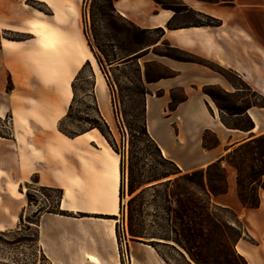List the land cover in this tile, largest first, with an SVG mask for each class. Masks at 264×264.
<instances>
[{
    "label": "crops",
    "instance_id": "obj_1",
    "mask_svg": "<svg viewBox=\"0 0 264 264\" xmlns=\"http://www.w3.org/2000/svg\"><path fill=\"white\" fill-rule=\"evenodd\" d=\"M11 1L15 6L19 1H35L46 6L49 13L45 15L34 8L27 12L8 11L4 4L9 3V0H0V14L7 18L6 21L0 19V31L28 34L26 26L31 30L36 25L30 19H39L58 29L53 18L54 10H59L61 17L71 7L70 2L64 0ZM180 1L193 11L218 20L220 24L214 27L187 25L167 29V22L178 15L163 9L153 0H113V6L117 16L136 28L146 31L163 29L161 42L211 65L181 62L160 55L159 59L150 61L159 63L171 72V77L146 83L142 72L145 92L143 118L147 133L162 156L185 173L205 169L237 146L264 134V108L251 105L244 108V114L228 115L215 108L203 91L204 88L217 87L233 95L240 92V86L243 85L264 98V0H233L231 5L199 0ZM78 2H75L77 13ZM28 35L30 38L21 41L0 40V115L7 111L13 113L11 121L15 131L11 138L0 137V231L15 226L22 209L7 192V187L21 190V186L30 182L34 175L37 177V185L62 190L59 209L64 204V194L68 190L73 205H78L85 196L99 201L100 206L89 212L61 210L88 216H115L117 211L119 213V159L102 152L97 142H88L95 146L87 148L81 139L89 132L68 138L58 131L60 117L68 109L71 98L65 101L61 79L56 76V66L35 45L34 37ZM55 54L59 55L58 50ZM88 63L94 75L95 103L104 119L102 112L107 114V103L104 100L107 85L105 81L99 80L91 60ZM81 67L73 69V77ZM96 67L102 76L97 64ZM215 67L232 75L240 86L230 81L225 74L219 73ZM8 80L11 83L10 89H7ZM176 92L179 96L174 95ZM173 99L176 105L174 110L169 111L168 105ZM31 105L43 108L44 111L26 113L20 117L14 114L15 110L21 108L32 110ZM245 116L253 122V128L249 131L229 128L221 121L224 117L238 119ZM209 135L212 137L211 144L208 143ZM90 166H98V169L95 172H84ZM104 166H116L117 170V180L109 183L111 188H116L114 214L104 213V209H112L110 203L104 202L106 184L109 182L100 180ZM226 169L227 192L212 197L211 201L215 206L233 211L247 233L235 244L236 254L247 264H264L263 193L259 192L258 208H244L236 195L235 174H231L229 168ZM18 194L21 197L24 195L23 192ZM86 219L95 220V227L100 219L107 220ZM87 233L94 237L95 242L86 241ZM98 233L100 236V231ZM38 237L41 251L51 264H77L82 260L87 261L88 255L94 259L88 260V264L95 260L97 264H109L105 253L108 254L111 248L103 249L104 253L91 229L82 223L70 222L64 216L43 213L38 220ZM128 256L131 264H165L154 248L138 242H128Z\"/></svg>",
    "mask_w": 264,
    "mask_h": 264
},
{
    "label": "rangeland",
    "instance_id": "obj_2",
    "mask_svg": "<svg viewBox=\"0 0 264 264\" xmlns=\"http://www.w3.org/2000/svg\"><path fill=\"white\" fill-rule=\"evenodd\" d=\"M64 1L70 2L71 7L61 17L59 10H54L55 14L53 18L58 25V29L49 26L39 19H30L36 24L34 25L35 29L34 31L31 29V31L26 26V32L34 37L35 45L45 52L53 65L56 66V76H59L61 79L65 101L71 98L69 101L70 110H68V107L65 114L59 120L61 122V130L74 137L89 132L88 135H84L81 139L87 148L92 149L91 146H95L94 143L89 144L88 142H97V146L102 152L108 153L117 160L119 159V162L121 159L123 160V173L119 177L120 180H123L122 211L119 213L117 211L116 215L112 217L115 218V236L108 254L104 252L100 244V236L98 235V232L103 229L101 219L98 221L96 227L95 220L86 219V217L101 218V216L71 213L74 211L78 212V210L94 211V208H99V201L84 196L78 205H73V202H71L72 195L67 190L66 194H64L66 197L63 198L64 204L60 208L64 210L70 209L71 212L59 210L63 211V215L61 216L66 217L70 222H74L75 224L82 223L95 233L96 241L105 253L109 264H131L128 256V242L131 241H128L129 236L127 233V201L129 196L126 194L129 151L132 155V161L138 164L143 174H147L151 168L156 166V158L152 146L138 134L143 123L144 97V85L143 81L141 83L140 78H142V72L145 71V64L152 78L167 74L164 67L150 60H157L160 55L170 54V52L166 49L163 42L159 40L158 33L155 31L144 32L126 20L119 18L106 7V0H79L78 13L75 5V2L78 0ZM158 1L165 5L176 3L175 0ZM12 5L15 6V3L9 0V3L4 4V7L8 11L27 12L30 8H34L45 15L49 13V9L46 6L35 1H19L16 3L15 8ZM0 19L7 20L3 14H0ZM43 19L45 18L43 17ZM174 22L175 24H190L204 21L200 16L186 13L176 16ZM28 34L2 30L0 31V40L28 39L30 38ZM156 41V45L146 51L145 47ZM141 49H143V52ZM57 50L59 55L55 54ZM138 50L142 52L139 54L141 57L138 60L136 59L117 67L115 64L113 67L107 65L106 61L113 57L121 58ZM145 53H148V55L144 56ZM93 54L100 58L106 74L101 72L102 76L100 75ZM90 60L99 80L105 81L107 85L104 93V100L107 103V114L102 112V115L108 124L109 135L104 130L103 134L96 129L92 132H90L91 130L89 131L91 124H99L92 95L90 94L92 83L89 78L90 70L84 64ZM79 67H81V72L78 80L73 84L74 90L71 97L70 84L73 83L75 78L72 76V72L73 69ZM224 74L230 81L240 86L232 75ZM109 84L111 85L110 88ZM10 87L11 83L8 80L7 89H10ZM240 89V92L233 95L227 94L217 87L204 88L203 91L208 94L210 93L216 98V102L220 106L228 108L231 111L244 108L246 104L262 103L251 90H248L243 85L240 86ZM208 94H205L207 99L217 108ZM174 95L179 96V93L176 92ZM32 107V110L17 109L14 114L20 117L26 113L32 114V112L44 111L43 108H37L35 105ZM67 112L69 116L65 117ZM9 116L13 117V113L10 111L0 115V135L5 138H11L15 132L11 119H8ZM224 119L227 123L234 125L245 123L243 118L224 117ZM208 143H212L210 135ZM69 144L72 145L73 142L70 141ZM97 169L98 166H90L89 168H85L84 172H95ZM229 169L231 174H235L233 169ZM186 173L188 172L183 174ZM36 179L35 175L31 177V180ZM217 184L219 187H222L220 181ZM261 186L264 188V183ZM185 187L187 190L185 197L191 199L197 195L193 187L190 185H186ZM7 190L12 198L16 200L17 204L22 206L19 213V217L22 216V221L20 222L18 218L15 226L11 229L0 231V264H51L42 255L39 237H37L36 224L39 218L36 211L51 210L52 208H54V211H58L56 204L57 193L42 189L41 186L32 184L31 182L21 186V190H14L12 187H7ZM258 191L263 192L262 189ZM18 192H23V197ZM256 192L257 189L255 187H248L244 194L254 197ZM26 194H28L30 199L29 205L27 204ZM166 208L170 210L168 216L164 212ZM133 209L136 214L135 216L139 215V218H136V220L142 223L147 233L172 236L165 224V219L169 217L173 219L175 225L178 224V221L175 220V212L179 211V207L177 206L175 197L171 196L168 202H166L162 194L154 196L153 193L149 192L134 204ZM212 212L217 225L210 219L209 224L202 219L199 227L198 225H194L195 228H199L202 236V238L198 239L199 245L195 249V253H198L202 264H244L242 260L233 254L230 247V242L238 234L242 233V223L240 224L241 228L237 229L240 226L237 227L235 216L221 207H213ZM90 214L103 215L101 213ZM44 226L48 227L49 225L45 224ZM86 241L93 243L95 239L87 233ZM154 242V249L165 264H197L171 240L154 239ZM91 263L97 264L96 260ZM77 264H88V260H82L81 263Z\"/></svg>",
    "mask_w": 264,
    "mask_h": 264
},
{
    "label": "trees",
    "instance_id": "obj_3",
    "mask_svg": "<svg viewBox=\"0 0 264 264\" xmlns=\"http://www.w3.org/2000/svg\"><path fill=\"white\" fill-rule=\"evenodd\" d=\"M155 3L159 4L163 9L171 10L174 12V15L179 14H186V13H192L194 15L200 16L204 22H197V23H190V24H175V18L168 21L166 24L167 29H174L175 27H186L187 25L192 26H218L220 22L218 20H215L213 18H210L209 16L197 13L187 6H185L180 0H175L176 3L174 4H168L165 5L158 0H153ZM206 3H217L220 5H231L233 0H199ZM106 7L113 12L116 16V12L113 6V0H106ZM119 17V16H118ZM120 18V17H119ZM122 19V18H121ZM131 24V23H130ZM144 32H149L146 30H142ZM159 35V40L163 36L164 30L163 29H155L153 30ZM11 41H21L23 39H9ZM157 43L153 42L149 44L147 47L153 46ZM166 49L170 52V54H164L161 56L168 57L170 59L181 61V62H189V63H197L205 66L211 67L208 63L202 61L201 59L186 53L184 51L171 48L167 43L163 42ZM143 50V49H141ZM141 50H138L136 52H133L127 56H123L121 58L113 57L110 60H107V65L109 67L118 65L126 64L130 61L139 59L141 56H139ZM93 57L96 61L97 66L99 67L100 71L103 74H106L104 71V68L102 66V63L100 61V58L93 54ZM90 72H89V78L91 79V90L90 94L92 95V100L95 106V113L97 115V120L99 122L95 124H91V127L89 130L96 129L101 134H103V130L109 135L110 131L108 128L107 123L104 121V119L101 117L97 105L95 103V98L93 95V72L91 70V67L89 63L87 62L85 64ZM147 65L145 64V71H144V81L146 83H150L155 81V79L158 78H166L171 77L172 73L169 72L167 69V74L163 76H159L156 78H152L147 69ZM215 69L219 73H225L221 68L215 67ZM81 70L77 73V75L74 78V81L71 85L72 91L74 90V82L78 80V76L80 75ZM140 81L142 83V78H140ZM111 85L109 84V88ZM210 89V88H209ZM143 89V94H144ZM205 94H208L204 92ZM213 102L216 104V107L218 110L223 111L227 113L228 115L231 114H244V108L250 107L251 105L258 106L261 108H264V98L257 96L261 104H246L244 108L235 109V110H229L228 108H224L220 106L216 102V98H214L210 93L208 94ZM175 100L171 101L168 105V110L172 111L175 108ZM71 106H69L70 110ZM68 112L66 113L65 117H68ZM8 119H11L9 116ZM245 120L244 124L241 125H234L227 123L223 118H221L222 123L229 127L234 129H240L243 131H249L253 128V122L250 120L249 117L245 116L243 118ZM61 122L58 123V131L65 135L68 138H73L74 136H71L70 134L65 133L60 128ZM138 134L140 137H142L147 143H149L152 146V149L154 151L155 155V163L156 166L151 168L150 171L147 172V174H143L141 168L138 166L137 163L132 161V155L129 151V157L127 161V182H126V194L129 196V199L127 201V233L129 236L128 241L131 242H138L142 244H146L154 248V239H159L163 241H169L171 240L174 242L177 246H179L182 250L186 252V254L189 256V258L194 261L197 264H202L201 259L198 256V253H195V249H197L199 243L198 239L202 238L201 232L199 228H195L194 225H198V227L201 225L200 221L203 219L206 223L209 224V219L217 225L216 219L213 217L212 209L213 207H216L212 201L211 197L218 196L221 194H224L227 192V168H231L235 171V180H236V195L241 203V205L246 209H256L259 207L260 204V197H259V189L263 190V197H264V188L261 186L262 183H264V134L254 138L246 143H243L230 152H228L225 156H223L220 160L208 165L205 169L201 170H195L188 172L186 174H183L182 171L170 160L164 158L161 154L160 149L158 146L153 142V140L149 137L145 121L143 118L142 126L139 129ZM0 137L5 138L4 136L0 135ZM114 152V151H113ZM225 164V166L223 165ZM119 177L122 176L123 173V160H120L119 163ZM120 180V178H119ZM222 184V187H219L217 183ZM32 184H37V180H30ZM27 185V184H26ZM186 185H190L196 190V196L189 199L186 196ZM250 187H255L257 189L256 194L253 196L246 195L244 192L246 189ZM42 189H45L47 191L55 192L57 193V209L58 211H54L52 208L47 210H37L36 214L38 218L43 213H50V214H57V215H63V211L59 210V205L63 196V192L60 189L55 188H46L41 187ZM174 189V191H173ZM122 192H123V180H120L119 183V190H118V200H119V212L122 211ZM153 193V195H160L162 194L164 197V200L168 202V199L173 196L176 199L177 206L179 207V211L175 212V220L178 221V224L175 225L173 219H170L169 217L165 219V224L169 229L170 234L172 236H165V235H157L152 233H147V230L144 228L142 223L140 221H137L136 218H139V215L135 216V211L133 209L134 204L141 200L142 197L146 193ZM202 196V197H201ZM27 204L29 205L30 199L28 194H26ZM230 213H232L235 216V223L238 226H240L241 222L239 221L237 215L233 213L231 210L223 208ZM169 208H166L164 212L168 216ZM189 212V214H188ZM114 216H101L103 219H112L115 220V218H112ZM39 220V219H38ZM19 221H22V216L19 217ZM137 223V224H136ZM192 224V226H191ZM37 227V237H38V222L36 224ZM238 227L237 229H240ZM242 233L238 234V236L230 242V247L233 252V254L243 261L244 264H247L243 258H241L239 255L235 252V244L237 241H239L241 238L244 237V235H247L245 229L242 227ZM43 255V253H42ZM45 257V256H44Z\"/></svg>",
    "mask_w": 264,
    "mask_h": 264
},
{
    "label": "bare ground",
    "instance_id": "obj_4",
    "mask_svg": "<svg viewBox=\"0 0 264 264\" xmlns=\"http://www.w3.org/2000/svg\"><path fill=\"white\" fill-rule=\"evenodd\" d=\"M32 29L34 26L31 27ZM100 180H108L109 182L106 184V192H105V200L104 202H108L111 204L112 209H104V213L114 214V209L116 207V188L110 187L109 183L112 180H117V170L116 166H104L101 169ZM103 226V229L100 230V242L104 250H109L111 248V244H113V236H114V220H100ZM88 260L94 261L92 256H86Z\"/></svg>",
    "mask_w": 264,
    "mask_h": 264
}]
</instances>
